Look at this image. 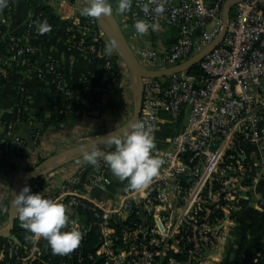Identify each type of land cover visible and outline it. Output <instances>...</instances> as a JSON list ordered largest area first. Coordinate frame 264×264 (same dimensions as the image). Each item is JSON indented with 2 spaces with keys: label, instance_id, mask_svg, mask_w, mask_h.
I'll return each mask as SVG.
<instances>
[{
  "label": "built area",
  "instance_id": "1",
  "mask_svg": "<svg viewBox=\"0 0 264 264\" xmlns=\"http://www.w3.org/2000/svg\"><path fill=\"white\" fill-rule=\"evenodd\" d=\"M227 1L164 0L163 14L146 16L141 7L146 0H133L132 32L127 40L140 65L165 70L204 50L222 30ZM6 10H11L9 3L0 10L3 38L7 36V31L1 32L2 24L8 26ZM31 18L32 12L26 29ZM138 18L158 20L159 30L136 33ZM69 19L78 22V17ZM91 23V31L96 33L97 28L106 40L97 18ZM10 40L17 48L8 60L14 63L21 57V63H29L24 55L36 48L13 36ZM82 43L78 49L86 52L88 47ZM89 49L94 50L93 45ZM98 55L104 56L103 50ZM114 58L123 62L116 48L106 68ZM196 65L192 72L143 78L139 119L152 122L155 132L161 127V111L175 114L188 108L186 124L167 138L166 147H156L164 164L146 189L128 188L99 197L92 189L112 176L101 159L99 167L79 165L52 193V198L66 204L70 219L84 236L73 251L59 254L54 262L48 257V264H226L230 247L236 251L237 214L250 206L264 213V192L258 189L264 179V0L232 1L222 40ZM43 69L57 71L52 61H46ZM55 90L67 92L61 79L55 80ZM14 123L4 125L0 157L24 147L13 133ZM84 210L90 212L87 224L79 215ZM87 235L93 242L88 251L83 247ZM5 239L0 241V264H11L18 247L12 238ZM40 239H31L24 247L17 256L19 264L45 260ZM260 255L257 252L252 262Z\"/></svg>",
  "mask_w": 264,
  "mask_h": 264
},
{
  "label": "crops",
  "instance_id": "2",
  "mask_svg": "<svg viewBox=\"0 0 264 264\" xmlns=\"http://www.w3.org/2000/svg\"><path fill=\"white\" fill-rule=\"evenodd\" d=\"M43 1L51 5L54 12L62 18H77L80 8L88 2V0ZM110 3L123 31H127L129 35L133 24L132 10L122 14L117 9L118 1H110ZM29 13L31 10L26 0H12L7 35L15 37L23 44L33 45L35 39L28 36L26 32ZM167 35L166 30L163 34L164 40ZM46 61H52L55 64L61 81L67 88V92L60 96L57 103L53 102L51 93L55 87L56 76L44 71ZM117 70L120 78L109 81L110 76ZM22 82L28 91L29 109L35 113L42 111L49 124L42 134L36 137L32 136L31 123L15 122L13 125V133L23 140L24 147L7 154L6 160L11 163V167L5 166V157H0V230L4 229L8 223L12 182L17 172L31 169L46 158L93 140L122 125L134 106L135 80L125 63L114 58L110 68H100L88 55L77 51L58 38H49L43 48L33 53L30 64L23 73ZM103 87L107 89L105 93L102 91ZM14 93L15 89L12 86L0 88V144L5 138L4 122L9 121L13 115ZM71 95L76 96L78 105L71 104ZM94 98L98 99L92 102ZM63 114H65L64 119H62ZM187 117V107L175 114L161 111V127L155 132L156 147H166L167 138L186 124ZM37 126H41V123H37ZM107 149L111 148L107 145L99 150L107 151ZM83 157L46 172L40 178L30 179L25 184L39 187V183H43L44 193L52 194L79 165L85 163ZM125 189H128L127 181H121L112 174L106 182L96 186L92 191L99 197H104ZM258 189L264 192V179L259 183ZM262 218L263 213L251 206L240 211L237 214L233 245H239L243 240L242 237L249 234L250 226L260 224ZM231 248L228 258L232 252ZM228 258L226 264H228Z\"/></svg>",
  "mask_w": 264,
  "mask_h": 264
},
{
  "label": "clouds",
  "instance_id": "3",
  "mask_svg": "<svg viewBox=\"0 0 264 264\" xmlns=\"http://www.w3.org/2000/svg\"><path fill=\"white\" fill-rule=\"evenodd\" d=\"M8 3L9 0H0V10L7 7ZM132 3L133 0H118L117 9L122 14L127 13ZM141 7L146 16L165 12L164 0H146ZM112 12L110 0H88L80 8L82 16L92 18ZM134 28L136 33L144 35L149 30H159L160 24L156 19L138 18L134 22ZM51 29L52 25L46 19L39 22L41 33ZM115 47V41L107 43L104 55L111 56ZM104 140L111 150L101 151L95 146L85 147L83 158L86 163L99 167L102 159L114 177L127 181L129 190L136 192L146 189L159 175L164 157L156 148L155 127L152 122L133 119L122 131L109 133ZM13 204L19 213L22 227L30 233L29 239L43 237L52 252L61 255L79 246L84 232L70 219L67 206L61 200L46 196L43 190L33 192L31 186L25 184L16 192Z\"/></svg>",
  "mask_w": 264,
  "mask_h": 264
},
{
  "label": "trees",
  "instance_id": "4",
  "mask_svg": "<svg viewBox=\"0 0 264 264\" xmlns=\"http://www.w3.org/2000/svg\"><path fill=\"white\" fill-rule=\"evenodd\" d=\"M28 7L32 12V20H31V27L27 28V34L30 37L35 39L33 46L36 50L43 48L45 43L49 38H58L64 42H67L69 46L76 49L77 51L88 55L93 63L100 67L106 68V61L111 60V56H99L98 51L103 50L107 44L106 40L111 42L108 36L104 33V38L99 36L98 29L96 28L95 34H90L92 29V17H85L82 16L80 13L77 15L78 22L75 23L73 19L69 18H62L60 15L54 12V8L46 3L43 0H26ZM115 1V0H110ZM9 5H12V0H9ZM7 13L11 10H6ZM47 20L51 25L52 29L49 32L41 33L39 31V22L43 20ZM37 29V30H36ZM7 26L2 24L1 25V32H6ZM15 41H18L14 37ZM83 41V45L87 46L86 52H82L78 49V45L81 44ZM93 45L94 50L89 49V46ZM17 46H15L14 41L10 40V36H6L3 38L0 35V88L3 86H12L15 89L14 93V102L15 107L13 110L12 118L9 121H5L4 124L8 122H18L21 124H29L31 123V133L33 137L36 135L42 134L44 128L49 124V121L45 119L44 114L42 111L40 112H31L29 109V96L27 88L23 85V73L28 68L32 54H27L29 58V63L23 64L20 62L21 57H19V61L11 62L9 61V57L15 53ZM4 69V73L1 71ZM197 70V65H194L190 71ZM56 79L60 78V73L57 70L55 73ZM120 78V73L118 70L115 72L114 75L110 76V80H117ZM65 89H67L65 87ZM53 96V102L57 103L59 101L60 96L63 92H57L55 87L51 90ZM96 99L94 98L92 102H95ZM70 101L72 105H78L79 101L77 100L75 95L70 96ZM65 118V114H63L62 119ZM37 123H41V126H37ZM22 140V139H21ZM24 144V143H23ZM5 160L7 154L2 156ZM5 166L11 167V163L5 161ZM38 176L37 178H40ZM43 183H39V187L32 188L33 192L42 191ZM46 196L52 197V194L45 193ZM80 217H82L86 224L90 219V212L87 210L79 212ZM85 224V225H86ZM93 232L89 231V235L91 236ZM30 233L22 227L21 222L19 220V213L15 220L14 228L11 233V238H16L18 241L16 245L18 247L17 253L13 254L11 259V264H19L17 260V256L23 253L24 247L30 245L31 239L28 238ZM90 236L87 235L85 243L83 245L86 251L90 250L93 247V242L90 239ZM6 240L5 238H0V241ZM40 246L43 250V256L45 260H35L32 261L30 264H48L46 261L48 257H51V261L59 255L54 254L47 242V240L43 237L40 239ZM261 252V255L258 257L257 262H252V257L257 254V252ZM235 262L236 264H264V213L263 218L260 224H252L249 228V234L244 235L242 242L239 244L238 248L235 251ZM82 264H92L89 261H85Z\"/></svg>",
  "mask_w": 264,
  "mask_h": 264
},
{
  "label": "water",
  "instance_id": "5",
  "mask_svg": "<svg viewBox=\"0 0 264 264\" xmlns=\"http://www.w3.org/2000/svg\"><path fill=\"white\" fill-rule=\"evenodd\" d=\"M234 0H228L225 2L222 12V30L220 31L217 38L204 50L193 56L192 58L167 68L165 70L160 71H151L143 68L140 63L138 62L133 50L131 49L127 37L118 22L116 16L112 12L109 15H105L98 18L99 27L104 31V33L108 36L110 41H115L116 50L119 53L122 61L127 66L129 72L133 75L135 80V98H134V107L132 115L120 126L98 136L97 138L78 144L71 148L64 150L54 156L46 158L39 162L36 166L32 167L28 170H21L16 173L12 182V190L10 194V201H9V209H8V223L7 226L0 230V238H11V233L14 228L15 220L18 216V211L13 204L14 196L16 192H18L26 183V181L41 176L42 174L54 170L64 164L72 162L80 157L84 156V149L85 147H97L101 149L106 145L104 137L109 133H116L118 131H122L124 127L127 126V123L133 119H139V114L141 110L142 104V96H143V78H156L165 75H170L172 73H177L184 70L191 69L194 65H196L199 60L205 56L209 51L219 44L222 40L225 32H226V11L228 5ZM95 31H91V34H94ZM63 157L62 159L58 160L59 158ZM15 242L18 240L13 238ZM228 264H236L235 262V252H231L228 258Z\"/></svg>",
  "mask_w": 264,
  "mask_h": 264
},
{
  "label": "rangeland",
  "instance_id": "6",
  "mask_svg": "<svg viewBox=\"0 0 264 264\" xmlns=\"http://www.w3.org/2000/svg\"><path fill=\"white\" fill-rule=\"evenodd\" d=\"M115 1H118V0H115ZM112 5V4H111ZM124 33H125V35H126V37H128V32L127 31H125L124 30ZM124 63V62H123ZM127 70H128V68H127ZM129 71V70H128ZM82 221H83V223H85V220L83 219V218H80ZM243 238V237H242Z\"/></svg>",
  "mask_w": 264,
  "mask_h": 264
}]
</instances>
